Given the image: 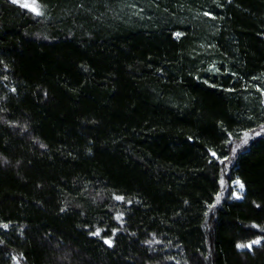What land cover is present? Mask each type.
Returning <instances> with one entry per match:
<instances>
[{"label": "trees", "instance_id": "16d2710c", "mask_svg": "<svg viewBox=\"0 0 264 264\" xmlns=\"http://www.w3.org/2000/svg\"><path fill=\"white\" fill-rule=\"evenodd\" d=\"M34 1L0 0V264H264V134L217 202L264 0Z\"/></svg>", "mask_w": 264, "mask_h": 264}, {"label": "rangeland", "instance_id": "374dc122", "mask_svg": "<svg viewBox=\"0 0 264 264\" xmlns=\"http://www.w3.org/2000/svg\"><path fill=\"white\" fill-rule=\"evenodd\" d=\"M14 1V0H12ZM16 3L21 4L22 6L24 5H29L28 8L29 10H31L34 13H37L39 8L37 3L34 0H16ZM35 8L36 10L33 11L32 9ZM259 134H264V126L261 127L260 129H258L255 132H248L245 133L242 138L237 141L234 142L232 144V152H231V160L229 159L227 161V163L224 164V168H223V173H222V179H221V192L217 198V202H219L220 200H222V198L225 197H232V198H240L241 197V193L243 191V188L240 187V182L238 180H232L229 182V180L227 179V173H228V168L231 165V161H232V157L235 155V153L242 147H244L253 137H255L256 135ZM254 241H259V240H254ZM254 241L244 244V245H239L240 248H247L250 249L254 244L257 243H253ZM250 245V247H249Z\"/></svg>", "mask_w": 264, "mask_h": 264}, {"label": "snow or ice", "instance_id": "6c2138e0", "mask_svg": "<svg viewBox=\"0 0 264 264\" xmlns=\"http://www.w3.org/2000/svg\"><path fill=\"white\" fill-rule=\"evenodd\" d=\"M14 2H16V0H14ZM24 6L28 7L29 5H24ZM32 10L35 11L36 9L33 8ZM240 187L243 188V184H241ZM253 243H259V241H254ZM249 247H250V245H249Z\"/></svg>", "mask_w": 264, "mask_h": 264}]
</instances>
